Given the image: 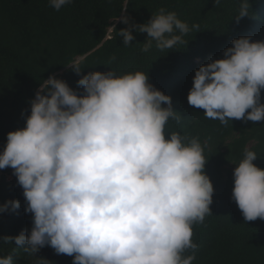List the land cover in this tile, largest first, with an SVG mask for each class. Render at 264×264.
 <instances>
[{"label": "clouds", "instance_id": "obj_1", "mask_svg": "<svg viewBox=\"0 0 264 264\" xmlns=\"http://www.w3.org/2000/svg\"><path fill=\"white\" fill-rule=\"evenodd\" d=\"M72 2L48 5L59 11ZM250 14L249 0H241L237 21ZM133 29L147 33L141 50L148 52L176 49L199 25L190 28L161 8L147 23L118 32L124 46L135 39ZM231 43L223 58L195 71L188 104L225 126L234 119L264 121V40ZM81 64L67 67L79 75ZM77 84L82 92L50 75L29 101L25 126L7 133L0 169H13L32 227L3 242L14 240L30 256L50 246L73 257L72 264H193V226L212 215L207 142L177 131L166 135L169 120L179 124L181 115L171 97L149 83L148 72H89ZM257 156L246 147L233 171L232 199L246 222L264 220V169L253 163ZM19 208L20 201L11 200L0 212ZM0 264L15 262L8 255Z\"/></svg>", "mask_w": 264, "mask_h": 264}, {"label": "trees", "instance_id": "obj_2", "mask_svg": "<svg viewBox=\"0 0 264 264\" xmlns=\"http://www.w3.org/2000/svg\"><path fill=\"white\" fill-rule=\"evenodd\" d=\"M241 0H73L59 11L48 0H0V152L7 133L23 128L30 115L31 99L43 80L50 75L63 79L82 92L77 81L89 72L111 69L148 72L149 83L172 99L181 115L179 124L169 120L171 131L198 136L207 142L205 173L213 187L212 215L193 226V242L198 245L193 264H264V220L246 222L232 199L233 171L243 158L244 149L255 151V165L264 169V121L207 119L204 110L188 104L187 96L195 71L211 60L223 58L225 49L240 37L264 40V0H249L251 14L240 18ZM161 8L175 12L191 26L199 25L183 37L176 49L160 51L153 46L141 49L147 33L133 29L135 39L124 46L118 35L130 24H144ZM127 17L128 24L121 22ZM115 57L111 63L110 58ZM74 60L84 68L78 75L70 67ZM264 102V90L261 91ZM166 107V105H162ZM22 112L24 115L22 116ZM180 113V114H179ZM234 162V163H233ZM19 200L16 211L0 212V257L11 255L15 264H72L73 257L56 254L50 246L35 256L28 255L13 240L32 227V214L25 213L23 189L13 169H0V205Z\"/></svg>", "mask_w": 264, "mask_h": 264}]
</instances>
